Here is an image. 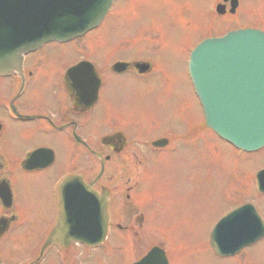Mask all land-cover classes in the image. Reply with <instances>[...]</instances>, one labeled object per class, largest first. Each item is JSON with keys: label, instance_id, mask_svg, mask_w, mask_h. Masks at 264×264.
I'll return each mask as SVG.
<instances>
[{"label": "rangeland", "instance_id": "obj_1", "mask_svg": "<svg viewBox=\"0 0 264 264\" xmlns=\"http://www.w3.org/2000/svg\"><path fill=\"white\" fill-rule=\"evenodd\" d=\"M239 1L235 16L215 19L214 11H210L211 16L208 10L215 0H118L97 31L66 45H46L39 53H45L49 63L63 62L65 66L73 64L77 58L88 57L98 66L103 78L108 72L106 64L111 65L117 60L142 59L154 65L152 72H155L144 79H138L132 73L121 76L107 73L103 101L90 116L89 127L84 132L104 133L111 128L112 131L125 130L130 137V134L141 137L156 133L161 125V129L170 125L176 131L192 126L190 129L197 136L192 142L176 143L172 156L151 157L155 159L157 173L144 186L159 194L156 195L158 200L164 194H175L180 199L178 206L165 202L154 214L148 210L149 225L152 216H156L153 219L157 225L155 228L171 237L167 243L160 240L167 251L174 250L171 264H264V240L248 248L242 258L244 263L232 258H217L208 248L207 234L212 222L241 201H251L264 221V197L256 196L252 191L255 170L264 168V149L238 159L233 149L206 132L185 77L186 55L199 41L238 29L264 32V0ZM96 122L103 123L95 127ZM15 129L4 135L0 151L10 164L7 177L16 194L17 210L29 224L16 228L2 241L1 254L6 264L24 262L35 255L41 239L35 234L40 226L32 224L38 219L50 220L52 186L63 174L75 168L59 138L54 143L51 137L38 133L25 137ZM177 135L165 136L175 139L182 136L174 137ZM39 143H46L56 151L58 159L55 165L43 173H22L18 169L19 157ZM134 162L138 161L133 160V165ZM88 164L89 160L84 156L78 161L80 167ZM136 168L140 172V168ZM131 212L132 209L124 205L113 208L114 218L124 221L131 217ZM125 241V236L114 235L107 245L92 254L94 260L102 261V264H128L133 253V259H136L156 243L154 239L148 241L136 247L131 254ZM180 249L183 252H178ZM82 250L75 247L60 256L54 251L51 255L55 254L56 258L69 264H93L87 258L88 253ZM43 264L59 263L48 261Z\"/></svg>", "mask_w": 264, "mask_h": 264}, {"label": "water", "instance_id": "obj_2", "mask_svg": "<svg viewBox=\"0 0 264 264\" xmlns=\"http://www.w3.org/2000/svg\"><path fill=\"white\" fill-rule=\"evenodd\" d=\"M111 1L0 0V72L5 74L17 69L24 54L45 42L68 41L93 29L103 19ZM232 7H236L235 0H232ZM190 70L206 125L238 148L246 151L263 148L264 33L246 29L222 38L207 39L192 54ZM259 182L264 191V172L259 174ZM82 184L81 179L68 177L62 185V192L65 195L67 189ZM86 191L83 192L86 194ZM81 200L85 203L82 214L78 212L80 204L70 203V199L62 197L60 221L51 236L62 231L69 233L71 237L64 244L71 240L86 244L99 241L78 235L84 233L79 225H93L86 219L85 223H80L78 217L97 216L93 221L94 224L95 220L98 221L95 226L101 227L102 231L105 227L104 203L95 202L94 206L87 198ZM257 218L255 212L246 206L222 222L223 227L236 222L243 233L242 245H245L262 235ZM219 243L222 241H218L213 233L211 245L217 254L224 255L223 246ZM162 263L157 254H151L145 263L140 264Z\"/></svg>", "mask_w": 264, "mask_h": 264}, {"label": "flooded vegetation", "instance_id": "obj_3", "mask_svg": "<svg viewBox=\"0 0 264 264\" xmlns=\"http://www.w3.org/2000/svg\"><path fill=\"white\" fill-rule=\"evenodd\" d=\"M45 47L26 57L22 78L19 76L0 77V141L4 138L5 134L15 128H19L15 130L18 134L25 137L38 133L51 137L54 143L59 138L62 141L61 146L71 156L74 162L73 166L75 167L68 174H63L62 177L71 174L82 175V172L86 171L88 175L84 176V180L88 184L94 180V186L92 185L91 190L99 194L108 191L110 227L107 240H110L116 234H121L125 236L126 244L127 240L131 244L134 241L133 247L135 248L139 245L143 246L144 243L147 244L149 243L148 241L153 239L160 241L164 233L155 228L157 225L153 223V219H156V216H152L151 224L149 225L148 210L154 214L155 210L165 202L176 203L178 206L180 199L175 194L171 196L164 194L162 199L158 200L156 195L159 194L152 193L147 188H144L145 184L150 182L148 180L150 176H146L147 169L153 175L157 173L155 167L149 166L146 163L151 157L166 154L165 152L168 149V152L171 153L175 149L174 143H176V140L175 142L173 141V144L170 145L168 143L160 148L152 147V140L151 144L146 148L144 146L146 144L144 143L150 141L147 140L142 143L143 149H137V145L141 144V138L127 137V139H120L118 135H115L117 134V130H110L104 133L94 132L93 134L84 132L89 127L90 116L103 101L102 90L105 86V81L100 76L101 87L95 103L89 109H81L78 104V98L75 96L76 94L74 91H70L73 90L71 82L66 77V71L69 66H65L63 62H56V64L49 63V58L45 53L39 54ZM112 74L117 75L116 73ZM133 74L137 75L135 70H133ZM21 116L29 117V119L22 120L20 119ZM99 126L100 122H96L95 127ZM168 129L167 133L173 137V128L168 127ZM155 134L157 135V132ZM14 135L17 136V134ZM159 139L162 138L159 137L156 140ZM149 147L151 148L149 149ZM38 148L52 150L54 156L52 163L46 164L42 159L41 163L45 164L43 169L31 172L22 170V173H43L49 171L55 165L58 159L56 151L51 149L50 145H46V143H39L23 152V155L18 160L19 166L22 158ZM82 156L89 160L87 166H78V161ZM133 160H137L138 162L136 164L134 162L133 165ZM96 167L99 168L97 172ZM136 167L140 168V172ZM9 171V161L0 151V183L5 185L7 183L6 187L12 190V202L10 206L8 208L0 207V219L7 221L8 224L5 232L0 235V258L2 256V241H5L16 228H23L29 224L28 222L26 223V218L22 217L17 210V199L12 189L11 181L7 177ZM132 181L134 184H132ZM168 199L172 200L168 201ZM115 205H124L130 210L132 209L131 217L127 221L114 218L113 208ZM32 226H40L35 236L38 239H43L51 230L53 223L50 220L40 221L38 219V221L33 222ZM159 246L162 247L163 244L161 243ZM102 247L93 250L84 248V251L89 253L94 250H100ZM50 249H56L57 252L61 251L57 247ZM71 251L70 249L64 252L68 253ZM59 253L62 254L61 252ZM48 261H54L53 255L45 254L39 263L43 264ZM89 261L94 262V257L90 258ZM66 264H69V262Z\"/></svg>", "mask_w": 264, "mask_h": 264}]
</instances>
